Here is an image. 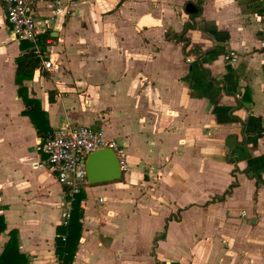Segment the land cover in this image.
Masks as SVG:
<instances>
[{"label":"crops","instance_id":"crops-1","mask_svg":"<svg viewBox=\"0 0 264 264\" xmlns=\"http://www.w3.org/2000/svg\"><path fill=\"white\" fill-rule=\"evenodd\" d=\"M74 10H36L54 65L24 81L35 118L103 130L129 169L85 189L73 264H264V14L246 0H76ZM193 23L186 51L168 38ZM21 53L0 0V254L16 229L29 264H59L70 204L23 114ZM98 171L106 178L103 162Z\"/></svg>","mask_w":264,"mask_h":264},{"label":"built area","instance_id":"built-area-1","mask_svg":"<svg viewBox=\"0 0 264 264\" xmlns=\"http://www.w3.org/2000/svg\"><path fill=\"white\" fill-rule=\"evenodd\" d=\"M75 1L3 0L6 19L14 38L34 43L36 51L42 58L44 68H52L54 61L47 59L41 52L36 10L40 5H45L51 9L54 16L73 15L76 13L74 10ZM226 59L234 60V53L227 54ZM104 147L113 148L119 157L122 172L128 171L129 164L125 149L118 146L116 141L106 139L103 130L93 129L82 124L67 122L51 130L42 142L41 150L46 155L49 169L57 176L58 181L66 188L67 194L73 200L77 193L89 186L85 165L87 156ZM38 165L44 164L41 162L36 164V166ZM99 200L103 202L104 198L101 197ZM70 210L71 207L66 212V219L70 216Z\"/></svg>","mask_w":264,"mask_h":264},{"label":"trees","instance_id":"trees-1","mask_svg":"<svg viewBox=\"0 0 264 264\" xmlns=\"http://www.w3.org/2000/svg\"><path fill=\"white\" fill-rule=\"evenodd\" d=\"M202 3L198 1V5ZM247 5L253 6L259 14H264V0H246ZM202 8L199 6L198 11L195 14L199 15ZM195 24H187L184 30L180 33L168 32L167 36L169 39L179 38L185 43L184 50L188 45V39L184 37L186 31L189 28H194ZM41 52L45 56V45L47 40L51 38L50 30L39 34ZM22 53L16 58V83L19 85L18 93L23 98L27 109L23 111L24 115L31 117L32 122L37 130L38 135L41 136L42 142L51 131L49 122L41 123L35 118V110L38 107V101L28 96L27 87L24 85L25 80H31L34 78L35 72L42 66V58L35 49L34 43L23 40L21 41ZM230 70V66L228 65ZM250 91L246 89L242 102H249L251 98H248ZM225 194H230V191L216 197L217 200H224ZM86 198L85 190L77 193L72 200L67 194V201L70 204V216L65 218L62 224L57 227V236L55 238L56 254L58 257L59 264H73L80 238L83 231L82 219L84 217V206L83 200ZM3 207L0 205V210ZM7 230L6 219L3 214H0V236ZM0 264H29V257L26 253L20 250V241L18 237V231L12 229L9 231V239L4 244L2 253L0 254Z\"/></svg>","mask_w":264,"mask_h":264},{"label":"water","instance_id":"water-1","mask_svg":"<svg viewBox=\"0 0 264 264\" xmlns=\"http://www.w3.org/2000/svg\"><path fill=\"white\" fill-rule=\"evenodd\" d=\"M185 10L187 13L195 15L198 11V7L193 2H189L187 3ZM102 162L106 166V178L97 179L99 172L98 168L101 166ZM86 170L89 183L106 180H118L122 177L123 173L118 155L113 148L109 147H104L90 153L88 159L86 160Z\"/></svg>","mask_w":264,"mask_h":264}]
</instances>
